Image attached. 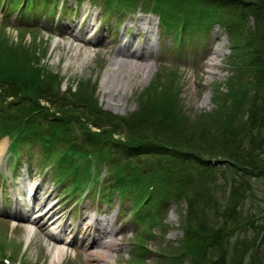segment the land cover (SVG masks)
Here are the masks:
<instances>
[{"label":"trees","instance_id":"obj_1","mask_svg":"<svg viewBox=\"0 0 264 264\" xmlns=\"http://www.w3.org/2000/svg\"><path fill=\"white\" fill-rule=\"evenodd\" d=\"M133 1V5L139 4L156 12L164 31H175L180 27L181 33L188 36L202 32L212 21L220 20L231 36V57L236 49L233 40L244 30V18L248 15L264 18V0ZM106 5L110 10L113 5L119 10L122 0H107ZM220 15L225 17L220 19ZM259 34L257 39L249 40V31L245 33V41L239 44L244 49L241 51L246 58L243 62L256 72L264 70V28ZM39 57L34 44L22 40L14 42L4 26L0 27V129L12 137L13 143L38 141L46 150L42 153L45 161L57 157V178L70 173L74 179L76 177L75 186L79 185L80 179L87 178L86 166L79 164L67 151L58 156L60 152L75 148L81 152L92 151L96 160L107 157L108 165L112 166L108 189L133 195V219L145 221L150 227L157 224L162 191L173 199L185 200L183 243L178 252L166 255L169 264H182L185 259L189 264H264V258L253 257L259 232L264 228L260 223V220L264 221V207H257L258 216L255 218L242 216L239 209L250 193L248 177L264 179V89L255 90L249 99L244 129L238 128L236 133L233 129L230 132L222 128L216 137L213 133L203 135L200 132L203 127H200L203 137L198 142L197 130L183 128L185 120L176 119L179 106L175 97L179 89L174 70L157 72L151 83L140 90L137 108L126 115H117L93 103L95 86L90 79H78L74 89L68 85L61 90L62 77L46 68ZM253 78L255 86L259 83L264 86V73H255ZM8 97L11 100L6 101ZM232 97H235L233 92ZM221 104L224 105V100ZM49 115L53 118H48ZM41 118L45 119L44 123ZM75 125L90 149L79 148L69 136L67 142L61 139L65 136L60 127ZM231 134L234 137L240 135L237 142L228 138ZM110 138L114 147L122 145L119 150L124 153L123 158L111 159L102 151L101 145ZM57 140L67 146L59 149L55 145ZM206 148L209 153L198 155L195 152ZM216 156L225 157V171H221L220 178L230 186L227 195L222 193L220 205L216 202V193L208 189L203 193L198 185V178L206 179L208 173L206 180L215 182L216 174L211 171L215 164L209 158ZM229 171L238 173V177L228 178ZM152 182L155 188L151 191L148 186ZM219 187L220 184L216 188L219 190ZM244 223L250 226V235H245L247 229L243 230V235L230 234L235 227L244 228Z\"/></svg>","mask_w":264,"mask_h":264},{"label":"rangeland","instance_id":"obj_2","mask_svg":"<svg viewBox=\"0 0 264 264\" xmlns=\"http://www.w3.org/2000/svg\"><path fill=\"white\" fill-rule=\"evenodd\" d=\"M17 1L19 3L16 5L12 4L16 8L8 1L0 6V23L6 24L4 29L10 40L14 42L22 40L24 43L34 44L36 55L40 56L39 59L45 63L44 66L53 69L62 77L61 90L68 85L73 89L75 81L78 79H90V82L95 86L93 103L95 102L96 106L109 110L113 114L126 115L135 110L140 93L151 83L156 73H166L165 70L174 69L177 74L175 80H177L179 89L177 97H175L179 106V109H176L179 117L176 116V119L185 120L183 128L189 127L197 130L195 133L199 142L202 136L200 132H203V135L213 133L217 137V132L221 131L222 128H227L228 131L233 129L236 133L238 128L243 127L244 129L246 125L243 121L248 113L249 99L254 95L255 90L260 92L264 89L261 83L255 86L253 82V75L264 73V70L260 72L252 71L248 66L249 64L243 62L246 58L241 54V51H244V49L239 47V44L245 41V33L249 31H251L249 40L258 38L259 33L264 28V18L256 19V16L252 15L244 18V30L240 37L235 36L237 39L233 40V42H236V49L234 56L231 57L230 51L233 48L231 38L226 36L222 24H216V21H212L203 34L196 33L187 36L183 32L184 35L182 34L181 37L178 35L179 39L174 40L176 38L173 35L174 31L163 32L160 29L157 15L154 14L144 15L138 13L134 17L130 16L129 19L126 18L122 22L115 23L116 12L105 14L103 0H83L84 2L76 8L73 6V0H68L66 5L58 2L56 7L49 4L46 8L47 20L42 19L41 8L37 7L35 10V8H32L33 6H28L19 10L18 5L23 0ZM2 2L3 0H1ZM87 6L89 10L87 11L86 20L82 23V26H79V21ZM1 10H7L8 12L5 15V13H1ZM261 14L263 15V13ZM224 17L219 16L220 19ZM138 18L150 19L155 30L159 33L157 40H155L156 45L152 49V55L143 60H135L139 63L148 64L150 68L148 75L141 72L133 74L131 79L127 80L129 84L118 88L115 92L108 87L102 88L101 81L107 63L118 47V44L113 42V38L122 33L130 34L133 32L135 26L132 20ZM88 22H91L89 27H87ZM219 22L221 23V21ZM63 26L69 27L68 33L63 32L65 31ZM76 32H81L86 36L93 34L96 40L93 45H87L91 57L86 63L73 61L74 55L69 52L68 40H71V35ZM104 33L107 36L104 37ZM143 39L144 34L135 37L131 49L140 46ZM101 43L102 45H100ZM211 46L221 48L220 55L214 52L211 53ZM258 55L260 57L262 51ZM209 57H212V60H209ZM205 61L217 64V67H214L215 73L210 74L205 71L206 66L203 64ZM232 92L235 97H232ZM223 96L226 98H223ZM255 96L257 97L258 94H255ZM204 98L206 102L203 103ZM222 100H224V105L221 104ZM41 102L47 104L43 100ZM221 105L222 107L219 108ZM229 115L231 116L229 117ZM41 120L43 123L45 122V119L41 118ZM200 127H203V129L199 132ZM188 130L191 131V129ZM60 132L65 136V138L61 136L63 141L67 142L69 136L75 140L79 148L90 149L87 147L88 142L83 140L85 137L78 126H63L60 127ZM239 136L234 137V134H231L228 138L235 143ZM8 138L11 139L8 134L0 129V143L4 146V150L9 142ZM112 140L110 138L101 145L103 147L102 151L108 153L111 159L115 157L123 158L125 155L119 150L122 145H119V148L114 147L111 144ZM55 145L59 149L67 146L66 143L59 140L56 141ZM19 146L21 150L19 155L15 151L8 150L9 157L6 160L9 166L13 167L14 156L17 155V162L20 164V169L17 167L19 177L16 178L15 176L14 185L8 177L6 183L0 186V254L5 255L8 260V263H4L0 258V264H49L51 241L45 234L49 228L48 223H45L42 229L36 228V225H34L35 234L26 240L27 223L12 214H8V210L10 211L12 207L10 203L13 197L10 191L12 185L16 189L14 196L16 198H12V200L16 199V205L22 213L27 215L32 213L33 210H27L28 205L23 196L25 194V184L34 181L40 182L37 185L38 194L48 193L50 194L47 197L49 200L57 201L51 210L57 209L59 211L58 214L53 215L54 218L60 215L59 219L62 221L64 219L66 222L71 221L72 224H80L76 231L74 230L76 240L67 245L62 260L54 264H91L92 259H90L88 252L97 248L92 241L93 230L90 234L85 235L83 229L85 223L80 222H83L82 219L85 215H87L86 219L90 218L93 214L91 211L95 208H98L99 214H95L94 217H99L104 221L111 220L116 229V233L112 237H114L117 244L110 250L112 258L109 264H169L170 259L166 255L174 254L181 249L183 243L181 240L185 234L183 230L185 225L183 224L186 209L185 200L173 199L165 193L166 191H162L158 206L157 224L150 227L145 221H135L133 219L131 214V210L135 205L133 195H120L119 190L115 189L112 196H110L113 199L107 200L104 195L108 193L105 177L107 173L108 177L109 169L112 167L110 164L108 165L107 157H104V163L100 166V174L105 173L102 176L104 177L103 180L97 179L96 183L86 193H76L70 197L66 189L74 177L69 173L61 181L55 178L54 174L58 172L57 165L59 164V162L57 163V157L50 163L45 164L42 153L46 150L38 141L22 142ZM195 152H198L199 155V153H209V150L206 148ZM209 159L210 162L213 161L215 164L211 169L216 174L215 182L210 183L212 180H206L209 176L208 173L205 176L206 179L198 178V185L203 193L206 189L216 193V202L220 205L222 193L227 195L230 191L229 184H224L220 178L221 171H225L223 166L225 157L216 156ZM206 170L210 172L209 168ZM26 171L29 173V177ZM238 175L236 172L229 171L227 173L228 178L238 177ZM19 178L24 183H17V181H21ZM248 180L251 184L248 190L250 193L248 192V196L239 205V209L242 216L255 218L258 216L257 207H264V179L248 177ZM219 184L218 190L216 187ZM99 188L100 197L97 198L93 193ZM237 191L238 189H236V193ZM114 197L116 198L114 199ZM137 208H141V205ZM237 222L239 223L240 220ZM260 223L264 224V221L260 220ZM245 229H247L245 235H250V226L246 223H244V228L235 227L230 234L233 236L243 235ZM65 234L61 233L63 236ZM182 264H189V260L185 259Z\"/></svg>","mask_w":264,"mask_h":264},{"label":"bare ground","instance_id":"obj_3","mask_svg":"<svg viewBox=\"0 0 264 264\" xmlns=\"http://www.w3.org/2000/svg\"><path fill=\"white\" fill-rule=\"evenodd\" d=\"M59 1L65 5L68 3L65 0H59ZM83 2H81V4ZM133 2H134L133 0H122V8L124 12L123 15L126 18L129 19L130 16L134 17V15L138 13L144 15L154 14V12L151 11H139L137 9H134ZM73 6L75 7V5ZM88 10L89 7L87 6L86 11L84 12L83 16H81L80 19L81 24L85 22ZM157 20L159 22L158 17ZM132 23L135 26L133 32H131L130 34L122 33L121 35L113 38V42L117 43L118 47L113 52L109 62L107 63V67L105 69L101 81L102 88L108 87L110 88V90L115 92L118 90V88H122L123 86L128 85L129 83L127 82V80L129 81L133 74L137 72H141L148 75L149 73L150 68L148 67V64L139 63L135 60H143L144 58L152 55L153 53L152 49L156 45L155 40H157L159 33L157 30H155V27L152 25V21L150 19L147 18L133 19ZM90 25L91 22H88L87 27H89ZM63 28L65 29V32H68L69 29L68 26H63ZM143 34H144V39L142 44L140 46L135 47L134 49H131V46L133 44V39ZM94 41L96 40L93 34H89L88 36H86L81 32H76L75 34L71 35V40H68V47H69V52L74 55L73 61L75 62L83 61L84 63L88 62V60L91 57V52L87 49V45H93ZM100 45H102V43ZM210 51L211 53L214 52L220 55L222 49L219 47L211 46ZM209 60H212V57H209ZM203 64L206 66L205 71L207 73L210 74L215 73L214 67H217V64L215 62L205 61ZM204 101L206 102L205 98L203 99V103ZM48 118H53V117L49 115ZM3 149L4 146L0 143V157ZM20 182L24 183L23 180H21ZM37 185L38 184L35 185V182H33L30 183L29 187L27 188V194L28 195L30 194L31 199L36 200V205H39L38 208L33 210L32 213L33 216L31 215L27 216L25 214L17 213V212L13 213L16 204V199H14L12 203V198L14 197H12L10 201V203L13 204L12 211L9 212L8 210V213H13L16 216H20L23 219L27 220L26 222L28 226H26L27 228L26 240H28L32 235L35 234L34 225H36V228L42 229L44 228V224L46 223V221H49L48 223L49 230L45 232V234L48 236V238L51 241L49 264H54L55 262L62 260V258L66 253L65 248L67 247V245H69L72 240H76L75 234L72 233H74V230L76 231V229L80 224L77 225L72 224L71 221L66 222V220L61 221L59 219L60 215L54 218L53 215L55 213L58 214L59 211L57 209H54L53 211L51 210L57 201L51 202V204L48 207L46 206L47 204L40 206L42 200L37 195V191H36ZM32 191L33 194H31ZM86 192L87 191H85L84 193ZM12 194L14 196L15 192L12 191ZM28 198L30 199V197ZM30 209H34V207H30ZM86 216L87 215H85L84 218L82 219L83 222L80 223H85L83 226L85 235H87L88 233L90 234L91 230H93L94 235L92 237V241L94 245H96L95 247H97L91 250L90 252H88L90 259H92L91 264H109L112 258V256L110 255V250L112 249V247H114L117 244L114 237H112L114 233H116V229L113 225V222L111 220L104 221L101 218H97V217L94 218L90 217L89 219H86ZM67 229L70 230L68 231V233H66L65 236H62L60 232ZM253 255H254L253 257H259L261 259L264 258V229H262L259 232L258 238L254 246Z\"/></svg>","mask_w":264,"mask_h":264},{"label":"water","instance_id":"obj_4","mask_svg":"<svg viewBox=\"0 0 264 264\" xmlns=\"http://www.w3.org/2000/svg\"><path fill=\"white\" fill-rule=\"evenodd\" d=\"M259 250V249H258Z\"/></svg>","mask_w":264,"mask_h":264}]
</instances>
